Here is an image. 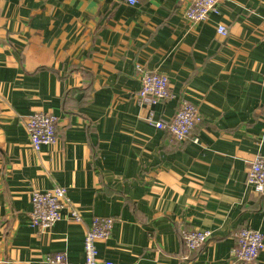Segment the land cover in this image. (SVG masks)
I'll list each match as a JSON object with an SVG mask.
<instances>
[{"label": "crops", "instance_id": "crops-1", "mask_svg": "<svg viewBox=\"0 0 264 264\" xmlns=\"http://www.w3.org/2000/svg\"><path fill=\"white\" fill-rule=\"evenodd\" d=\"M188 0H0V264H83L96 216L117 219L97 243L101 263L230 264L236 233L264 235V194L246 165L264 154V0H224L190 23ZM219 24L228 36L217 31ZM146 71L173 97L141 106ZM201 122L184 142L148 121L181 100ZM58 117V141L31 146L27 118ZM68 189L47 232L29 223L35 190ZM184 229L211 230L191 251ZM254 264H264V249Z\"/></svg>", "mask_w": 264, "mask_h": 264}, {"label": "built area", "instance_id": "built-area-1", "mask_svg": "<svg viewBox=\"0 0 264 264\" xmlns=\"http://www.w3.org/2000/svg\"><path fill=\"white\" fill-rule=\"evenodd\" d=\"M224 0H188L185 18L190 23H202L210 19L211 15L220 12V4ZM129 5H136L140 0H126ZM222 36L229 35V29L224 24L217 27ZM264 39V34H263ZM141 88L137 93V101L141 106H150L173 97L168 77L157 71H146L142 77ZM264 86V75L262 79ZM202 114L199 107L185 99L181 100L175 114L168 120H155L153 113L148 121L151 125L169 133L176 142H184L190 138L193 129L201 122ZM26 128L31 146L40 151L44 145H53L58 141V117L46 111H37L26 120ZM247 184L256 194H264V154H258L246 165ZM32 210L30 212V226L38 233H45L62 218L64 208L71 210V215L80 220L79 211L72 206L68 196V189L55 186L48 191L35 190L31 196ZM117 219L112 216L93 218L84 238L85 259L83 264H113L101 263L98 258L97 243L107 241ZM213 232L209 229H184L181 239L191 251L199 250L210 239ZM264 249V235L261 231L249 227L241 228L236 233V242L232 251L230 264H254ZM44 264H71L65 253L59 252L46 255Z\"/></svg>", "mask_w": 264, "mask_h": 264}, {"label": "rangeland", "instance_id": "rangeland-1", "mask_svg": "<svg viewBox=\"0 0 264 264\" xmlns=\"http://www.w3.org/2000/svg\"><path fill=\"white\" fill-rule=\"evenodd\" d=\"M184 16H185V13H184ZM186 19V18H185ZM263 34H264V32H263ZM263 38V37H262ZM264 40V39H263Z\"/></svg>", "mask_w": 264, "mask_h": 264}]
</instances>
